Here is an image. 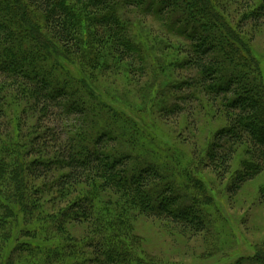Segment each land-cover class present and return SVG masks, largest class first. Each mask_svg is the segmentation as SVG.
<instances>
[{"label": "rangeland", "instance_id": "1", "mask_svg": "<svg viewBox=\"0 0 264 264\" xmlns=\"http://www.w3.org/2000/svg\"><path fill=\"white\" fill-rule=\"evenodd\" d=\"M211 1L223 15V21L241 34L239 38L248 45L264 81V18L255 22L244 16L260 0H248L250 4L246 0L242 4L238 0ZM139 5L121 8L117 13L119 22L126 26L127 39L132 38V44L140 45L139 57L125 60L118 55L117 38L109 31L105 37L95 32L97 10L86 14L82 12L85 4L75 3L73 10L78 17L77 28L82 41L80 53L51 41L56 52L51 55V62L56 59L85 78L100 96L96 103L98 108H103L115 121L122 117L126 127L123 128L122 121L115 126L124 129L127 138L140 141L141 149H145L148 137L153 138L155 149L164 154L162 159L159 156L160 161L175 162L178 172H171L177 173L178 181L174 186L182 188L184 182H197L200 190L190 193L197 194L200 201L190 203L186 197H180L179 206L188 205L190 211L197 210L206 225L197 230L192 224L153 214L127 193L106 186L102 179L63 188L55 181L61 175L58 170L25 185L33 193V215L22 218L20 194L11 190L16 184L14 174L10 175L12 170L5 166L6 162H15L14 156L0 147V171L7 172L0 177V215L5 213L4 203L15 212L5 217L3 226L0 224V257L5 255L10 264H32L34 258L26 261L23 257H32L38 242L57 246L61 240L70 243L69 247L73 245L71 247L79 253L65 250L66 260L57 261L54 257L48 264H105L96 260V253L89 246L90 240L96 241L105 232L110 233V238L121 241L139 264H235L240 259H259L264 251V164L259 162L249 141L236 145L227 174L223 166L209 162L210 146L217 132L229 124V115L221 98L207 93L197 83L192 87L185 84L187 79L197 76L195 68L184 65L186 48L193 44L189 34L186 37L170 33L166 26L171 21H165L160 15L146 14L145 5ZM243 9H247L246 12ZM34 13L40 15L38 11ZM40 32L50 38L45 27L41 26ZM16 82L17 85L12 80L3 83L5 87L2 85L0 106L8 125L2 126L7 133L0 135V140L17 137L28 143L33 132L43 131L45 121L40 116L41 109H36L31 100L33 85L25 86L24 80ZM175 105L179 109L173 112ZM90 114L87 113L88 120ZM63 119L67 136L86 126L78 116ZM129 145H124L126 152L135 154L132 144ZM54 150V147L46 148L47 152ZM32 159L31 154L28 162ZM21 167L17 166L18 173L19 169H24ZM166 174H169L167 169L164 177ZM170 178L173 179L171 175ZM27 179L29 182V177ZM190 193L183 192L192 199ZM85 196H91L96 206L93 220L73 217L72 212L67 211L74 201ZM40 221L51 229V235L37 230ZM4 226H11L12 233H7ZM57 249L59 251L60 247L53 248L55 256Z\"/></svg>", "mask_w": 264, "mask_h": 264}, {"label": "trees", "instance_id": "2", "mask_svg": "<svg viewBox=\"0 0 264 264\" xmlns=\"http://www.w3.org/2000/svg\"><path fill=\"white\" fill-rule=\"evenodd\" d=\"M238 1L242 4L243 0ZM75 3L85 4L82 12L86 14L91 10H97V16L94 18L98 23L95 32L105 37L109 31L117 38L115 50L125 60L139 57L141 54L140 45L137 42L132 44V38L127 39L126 26L119 22L117 13L121 8L140 3L139 6L145 5L146 14L160 15L165 21H171L166 26L170 33L174 32L180 36H186L188 33L193 44L186 48L187 57L184 65L195 68L197 76L194 79H187L185 84L192 87L197 83L207 93L221 98L222 106L229 115V124L217 132L210 146L209 162L220 164L227 174L236 145L249 141L251 149L257 152L259 162L264 164L262 74L251 58L248 45L239 38L241 34L223 21V15L217 11L213 1L0 0V77H4L0 80V98L3 96L2 85L7 81L12 80L17 85L16 81L24 80L27 84L25 86L32 84L34 95L31 100L36 109H41L40 116L45 121L42 132H33L29 140L32 143L17 137L6 138L8 141L0 140L2 151H9L14 156L15 162L11 164L6 162L5 166L12 170L10 175L14 174L13 180L16 184L11 190L20 194L18 196L22 202L21 217L33 215L31 206V202L34 201L31 195L33 193L25 188V185L33 179L45 178L54 170H58L61 172L59 178L55 179L58 186L64 188L70 184L79 185L93 179H102L106 186H113L127 193L151 213L192 224L195 229L200 230L206 223L198 211H190L188 205L179 206L184 197L190 203L200 201L197 194L190 193L200 190L197 182L193 180L184 182L182 188L174 186L178 181L177 173L171 172H178L174 168L175 162L164 164L160 161L159 156L162 159L164 154L155 149L153 138L148 137L145 149H141L140 141L127 138L124 129L115 126L122 121L121 125L123 128L126 127V121L122 117L115 121L103 108H98L96 103H99L100 96L96 95L94 88L85 78L68 70L56 59V61L53 59L54 63L51 62V55L56 54L51 41L57 42L64 49L69 51L75 49L77 54L80 53L82 41L77 28L78 17L73 10ZM199 3L204 7L198 6ZM254 7L249 13L246 12L247 9H243V12H246L244 16L256 22L264 18V0H260ZM35 11L40 12L42 18L34 13ZM41 26L47 29L50 38L46 34L42 36ZM178 26L181 27L180 30L176 28ZM86 54L88 55V52ZM176 109H179L177 105L173 112ZM3 113L0 106V135L7 133L2 127L8 125V121L3 119ZM87 113H92L89 120ZM72 116L82 118L87 127L75 133H67V136L63 128V118ZM37 142L41 144L37 146ZM129 143L133 146L135 152L133 155L126 152ZM48 147H54L56 150L47 152ZM31 154L33 159L28 162ZM23 165L26 167H21ZM17 166L24 169H19L18 173ZM166 169L169 174L164 177ZM3 172L7 173L6 170L0 171V177L3 176ZM27 177L29 182H26ZM183 192L190 193L192 199ZM27 198L29 200H26ZM3 206L5 213L0 215L2 226L6 223L5 217L15 213L11 206L5 203ZM69 210L73 217L79 219L93 220L94 215L96 216V206L91 196L74 201L67 211ZM55 224L60 225L57 220ZM55 224L52 227H55ZM2 228L7 230V233H12L11 226ZM36 228L41 229L43 235L46 233L51 235V229L45 226V222L39 223ZM109 236L110 233L105 232L100 238H96L98 241L89 242V246L96 253L97 261L101 260L100 262L105 264H139L123 248L121 241ZM69 245L70 243L63 240L59 241L57 246L38 242L32 257L23 258L26 261L34 258L32 264H48L54 257L57 261L66 260L65 250L72 249L79 253L71 247L73 245L70 247ZM54 247L61 249L59 251L57 249L56 256L52 254ZM260 254L259 259H240L235 264H264V251ZM4 256L0 257V264H10L9 258Z\"/></svg>", "mask_w": 264, "mask_h": 264}]
</instances>
